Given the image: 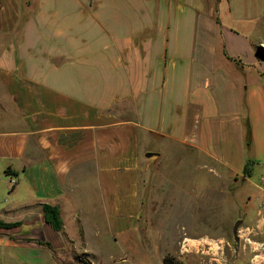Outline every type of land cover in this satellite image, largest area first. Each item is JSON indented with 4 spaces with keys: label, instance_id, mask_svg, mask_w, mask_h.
Returning a JSON list of instances; mask_svg holds the SVG:
<instances>
[{
    "label": "crops",
    "instance_id": "1",
    "mask_svg": "<svg viewBox=\"0 0 264 264\" xmlns=\"http://www.w3.org/2000/svg\"><path fill=\"white\" fill-rule=\"evenodd\" d=\"M263 25L264 0H0V221L21 223L0 229V264L103 255L94 240L143 219L163 154L195 150L235 181L264 164Z\"/></svg>",
    "mask_w": 264,
    "mask_h": 264
},
{
    "label": "rangeland",
    "instance_id": "2",
    "mask_svg": "<svg viewBox=\"0 0 264 264\" xmlns=\"http://www.w3.org/2000/svg\"><path fill=\"white\" fill-rule=\"evenodd\" d=\"M250 36L258 39L255 53L264 61V25ZM154 147L166 151V146ZM176 155L163 154L152 161L147 174H142L144 215L136 221L134 232L116 243L111 235L94 240L95 250L104 256L82 254L71 245L66 257L59 254V261L163 264L170 256L182 264H264V164H257L251 177L235 181L223 172L216 177L199 171L203 165L221 170L195 150L181 148ZM84 208L92 211L89 205ZM238 221L242 224L235 237ZM85 225L90 233L94 223L90 228ZM100 227L107 232L105 225Z\"/></svg>",
    "mask_w": 264,
    "mask_h": 264
},
{
    "label": "trees",
    "instance_id": "3",
    "mask_svg": "<svg viewBox=\"0 0 264 264\" xmlns=\"http://www.w3.org/2000/svg\"><path fill=\"white\" fill-rule=\"evenodd\" d=\"M251 138V130L249 125L247 126V144L249 146ZM257 162L252 159L247 160L244 168V178L251 177L254 173L255 167ZM43 214L45 217V221L48 225H50L56 232L62 233L64 232V222L61 216V209L59 206H52V205H44L43 206ZM21 226V223H5L0 221V229H9ZM42 245L46 246L50 250L53 251L51 244L49 243H41ZM163 264H182L181 262L177 261L176 258L166 256L164 258Z\"/></svg>",
    "mask_w": 264,
    "mask_h": 264
},
{
    "label": "water",
    "instance_id": "4",
    "mask_svg": "<svg viewBox=\"0 0 264 264\" xmlns=\"http://www.w3.org/2000/svg\"><path fill=\"white\" fill-rule=\"evenodd\" d=\"M149 157H152V154H150ZM241 224H242V221H238V222L235 224V226H234V231H233V233H234V236H235V237H237V235H238V229H239V227L241 226Z\"/></svg>",
    "mask_w": 264,
    "mask_h": 264
},
{
    "label": "built area",
    "instance_id": "5",
    "mask_svg": "<svg viewBox=\"0 0 264 264\" xmlns=\"http://www.w3.org/2000/svg\"><path fill=\"white\" fill-rule=\"evenodd\" d=\"M262 181L264 182V178L262 179Z\"/></svg>",
    "mask_w": 264,
    "mask_h": 264
}]
</instances>
